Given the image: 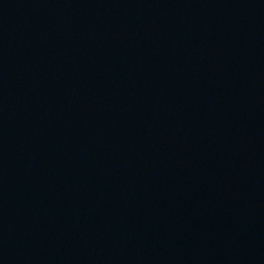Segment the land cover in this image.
<instances>
[{
  "label": "water",
  "instance_id": "water-1",
  "mask_svg": "<svg viewBox=\"0 0 264 264\" xmlns=\"http://www.w3.org/2000/svg\"><path fill=\"white\" fill-rule=\"evenodd\" d=\"M0 264H264V0H0Z\"/></svg>",
  "mask_w": 264,
  "mask_h": 264
}]
</instances>
